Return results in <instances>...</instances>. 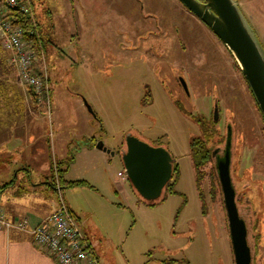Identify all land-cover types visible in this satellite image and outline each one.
Masks as SVG:
<instances>
[{
	"label": "rangeland",
	"instance_id": "rangeland-1",
	"mask_svg": "<svg viewBox=\"0 0 264 264\" xmlns=\"http://www.w3.org/2000/svg\"><path fill=\"white\" fill-rule=\"evenodd\" d=\"M24 1L40 25L35 66L49 96L35 102L0 47V173L9 177L0 187L13 180L11 193L49 206L61 197L99 264H234L213 155L230 125L236 206L251 264H264V120L219 38L178 0ZM235 2L264 52V0ZM128 133L167 148L176 193L147 205L117 176ZM193 137L213 155L198 186ZM57 163L85 183L59 196L42 183L60 185Z\"/></svg>",
	"mask_w": 264,
	"mask_h": 264
},
{
	"label": "water",
	"instance_id": "water-1",
	"mask_svg": "<svg viewBox=\"0 0 264 264\" xmlns=\"http://www.w3.org/2000/svg\"><path fill=\"white\" fill-rule=\"evenodd\" d=\"M205 24L228 48L247 82L264 120V52L248 27L235 0H178ZM180 83L187 93L183 78ZM89 108V106H87ZM217 117L216 107L214 109ZM120 152L124 174L141 199L158 202L171 180L173 157L163 145L148 143L126 134ZM229 152L217 161L216 169L225 208L234 264H251L245 221L239 215L229 173Z\"/></svg>",
	"mask_w": 264,
	"mask_h": 264
},
{
	"label": "built area",
	"instance_id": "built-area-1",
	"mask_svg": "<svg viewBox=\"0 0 264 264\" xmlns=\"http://www.w3.org/2000/svg\"><path fill=\"white\" fill-rule=\"evenodd\" d=\"M15 7L26 10L20 0H0V45L9 51V62L22 84L32 90L37 102L43 103L49 96L47 77L36 70L38 53L24 38L21 27L12 23L8 17L9 11ZM117 175L125 174L122 170ZM55 189L60 196V186ZM2 227L27 231L37 248L52 256L57 264H99L92 252L91 242L61 197L55 208L35 225L30 224L27 217L17 221L9 219L0 206Z\"/></svg>",
	"mask_w": 264,
	"mask_h": 264
},
{
	"label": "crops",
	"instance_id": "crops-1",
	"mask_svg": "<svg viewBox=\"0 0 264 264\" xmlns=\"http://www.w3.org/2000/svg\"><path fill=\"white\" fill-rule=\"evenodd\" d=\"M54 155L56 157V160H58L57 154L55 152ZM21 169L26 173L28 172V169H26V167H22ZM122 170L123 168L118 171ZM0 174V184L4 183L5 180H9L8 174H6L5 171L1 172ZM63 179L71 181L64 176ZM46 182L47 181L42 183L47 185ZM114 183L116 185L118 182L115 181ZM62 188L64 187L60 186L61 191ZM9 189H12V185L0 188V206L4 209L7 217L14 221L20 220L23 217H27L30 224L35 225L47 214H49L57 204V201L54 200L52 205L49 206L47 203H44V199L41 195H36V193H34L32 197H29V195H24L28 193L26 190L20 191L24 193L20 194L19 192L11 193ZM52 189L56 190L54 188ZM67 207L75 216L74 211L68 205ZM78 223L80 224L79 221ZM85 236L87 238V235ZM93 246V243H91V249L94 254ZM0 264H57V262L52 256L37 248V246L33 243L31 235L27 231L20 230L14 227H2L0 228Z\"/></svg>",
	"mask_w": 264,
	"mask_h": 264
},
{
	"label": "trees",
	"instance_id": "trees-1",
	"mask_svg": "<svg viewBox=\"0 0 264 264\" xmlns=\"http://www.w3.org/2000/svg\"><path fill=\"white\" fill-rule=\"evenodd\" d=\"M25 2H26V0L24 1V4H25ZM8 17L12 23L21 27L24 38L28 41V44L39 55L43 50V41H42V38L40 35V30H39L40 25H39L38 21L36 20V18L34 17L32 11L27 6H26V10H22L20 7H15L14 9L9 11ZM29 92H30L29 94L32 96V99L35 102H37V99H36L34 93L32 92V90H29ZM205 141L206 140H203L199 137H193L189 143V146H190L189 154L191 156L193 166H194L196 186H198V182L201 179V175H202L200 168L203 165H205L207 162H209L212 158V153L209 150V148L206 146ZM159 144H161V143H159ZM172 165H173L172 177H171V180L165 186L164 191L165 192L168 191L170 193H176V191L173 189V187H174V184L176 183V179L178 177L179 167L175 161H173ZM56 167H57V171H58V179L60 181V186L71 187V186H78L80 184L85 183L82 180H71V181L64 180L63 179L64 171L58 166V163H57ZM12 182H13V180H11L10 182H7L6 184H3V186H1L0 188L11 186ZM46 183H47V185L51 186V188L55 189V186L52 183H50L48 181ZM133 191L136 193V191L134 189H133ZM137 196L139 197L138 194H137ZM200 196L199 197L201 199L202 198L201 193H200ZM141 200L147 205H154V204H151L147 201H144L143 199H141Z\"/></svg>",
	"mask_w": 264,
	"mask_h": 264
},
{
	"label": "flooded vegetation",
	"instance_id": "flooded-vegetation-1",
	"mask_svg": "<svg viewBox=\"0 0 264 264\" xmlns=\"http://www.w3.org/2000/svg\"><path fill=\"white\" fill-rule=\"evenodd\" d=\"M201 1H204V0H201ZM246 81V80H245ZM215 107H216V110H217V112H216V114H218V104L217 103H215V105H214V109H215ZM215 111V110H214ZM260 111V110H259ZM261 113V112H260ZM213 118H215V113H214V117ZM230 131H231V128H230V125H228L227 126V138H226V144H225V148L222 150V155H219L220 153L218 152V150H216V151H214L213 153V155L215 156V158H216V163H217V161L218 160H220L221 158H223V156H224V153L226 152V150H228V152H229V158H230V163H229V173H230V165H231V150H230V148H231V137H230ZM212 155V156H213ZM174 161V160H173ZM216 175H217V179H218V174H217V169H216ZM230 179H231V175H230ZM218 182H219V179H218ZM231 183H232V179H231ZM219 185H220V183H219ZM232 185H233V183H232ZM234 188V187H233ZM221 189V188H220ZM235 190V189H234ZM222 193V192H221Z\"/></svg>",
	"mask_w": 264,
	"mask_h": 264
}]
</instances>
